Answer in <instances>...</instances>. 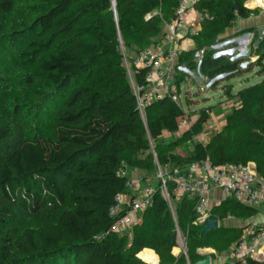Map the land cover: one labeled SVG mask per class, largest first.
Returning <instances> with one entry per match:
<instances>
[{
	"label": "trees",
	"instance_id": "16d2710c",
	"mask_svg": "<svg viewBox=\"0 0 264 264\" xmlns=\"http://www.w3.org/2000/svg\"><path fill=\"white\" fill-rule=\"evenodd\" d=\"M46 1L37 4L40 12L22 31H33L38 38L28 55L49 85L39 95L51 104L61 99V104L51 114L41 113L33 131L17 111L14 117L4 116L0 108V264H145L139 257L156 264L158 256L160 264H192L207 256L200 249L228 251L242 237L243 227L221 224L217 230L200 231L209 219L221 223L229 216L257 214L256 208L235 197L199 221L196 197L185 195L172 211L157 181L152 203L141 213L131 239L112 231L126 210L118 216L110 210L118 195L131 194L128 172L140 168L156 174V162H253L258 177L264 178V74L260 82L236 94L239 105L207 144L191 141L187 156L174 154L173 148L182 143H166L162 134L177 132L178 120L188 114L169 96L140 111L123 66L118 33L126 47L140 53L163 35L182 0H116L117 17L112 0ZM247 1L199 0L194 5L202 17L200 31L192 36L195 48L180 52L178 65L196 69L213 87L242 75L240 61L215 57L213 46L238 19L259 14V8L246 7ZM15 9V0H0V15ZM253 50L264 59L262 47ZM133 70L135 83L144 86L148 70ZM187 76L177 71L179 87ZM27 82L36 84L31 75ZM6 85L0 77V95ZM208 118L201 114L184 132L183 144ZM123 169L127 174H120ZM167 186L174 199V184ZM177 227L185 235L187 251L175 256Z\"/></svg>",
	"mask_w": 264,
	"mask_h": 264
},
{
	"label": "built area",
	"instance_id": "2783aa9c",
	"mask_svg": "<svg viewBox=\"0 0 264 264\" xmlns=\"http://www.w3.org/2000/svg\"><path fill=\"white\" fill-rule=\"evenodd\" d=\"M199 0H182L175 11L176 18L166 26L163 35L151 46L142 50L132 61V66L139 69H147L146 84L144 86L133 85L137 104L143 113L145 108L155 100L169 96L180 103L181 87L176 85V70L188 72L186 67L165 66L166 61L178 58L180 49L177 44L181 36L180 32L184 23V15L188 7ZM116 3V0H112ZM202 17L199 14V22ZM192 33L196 31L193 29ZM187 116L178 120L179 130L187 129L190 125ZM157 164L155 178L160 182L162 192L168 194V183L175 186V194H187L197 198L196 213L201 219L210 215L209 187L211 185L221 189L228 196L235 197L239 202L256 209H264V178H259L248 164L213 165L209 160L203 162H186L173 166L170 163ZM129 173V172H128ZM125 175V169L120 171ZM131 191L130 195H118L117 204L110 210L113 216H118L122 210H126L112 225L113 232H121L140 223L143 213L152 203L154 187L150 184L141 186L131 177L127 182ZM230 217V216H229ZM230 264H249L248 260L264 263V227L250 224L244 229L242 237L234 244L230 253Z\"/></svg>",
	"mask_w": 264,
	"mask_h": 264
},
{
	"label": "rangeland",
	"instance_id": "374dc122",
	"mask_svg": "<svg viewBox=\"0 0 264 264\" xmlns=\"http://www.w3.org/2000/svg\"><path fill=\"white\" fill-rule=\"evenodd\" d=\"M45 2L47 1L15 0L16 9L14 10V12L8 15H0V77L3 78L5 83H7V89L0 95V108L4 113V116L9 113L10 117H14V114L17 111L19 113V117L23 118V120L25 121L27 128H32V131L37 126L38 122H40L41 113L44 112L46 114H51L53 112V108H58L59 104H61V99L56 104H51V101L47 100V98H41V96L39 95V92L47 90L49 85L45 80H43L40 73L33 67V61L28 55L33 48L31 42L37 40L38 38L33 33V31H22L26 29L28 25H30V22L35 14H37V12H40L41 7L37 4H43ZM34 3L36 4L35 6L32 5ZM160 12L161 11L159 9H156L154 11V13L157 14H160ZM116 15L117 12L115 13V16ZM164 29H166L165 25ZM118 39L123 55V66L127 71L128 79L133 87V85L136 83L134 81L132 61L139 53L136 54V51L133 48H129L124 45L120 33H118ZM226 40L227 38L220 37L219 43L213 46L214 50L217 51L215 57L224 56L229 58L232 62L240 61L239 68L244 71L242 75L227 80V83H225V81H220L219 84H216L213 87V81L209 82L203 77H200L196 69H187L188 72L180 70L181 72L189 75L186 77L188 78V80L184 81L181 89L179 90L181 92V99L179 102L185 109V111H187V117L191 121L189 125L190 129L198 121L197 120L194 123V115L201 116V114H206L207 116H210L213 111H220L221 108H217L220 88V90H223V93L229 94L231 93L232 88L238 91L243 87L260 82L263 78L262 75L264 74V59H262L259 55H255L253 50V48H255L254 42L252 43L253 40L249 44V49H247L248 52L246 54L242 53V55H239L240 50L231 52V42L228 44H224ZM261 47L262 52H264V46ZM202 54L203 51L199 52L197 56H200ZM176 71H178V69ZM190 72H192V74ZM29 75H31L36 80V84L33 86H29L27 82V76ZM221 77L222 76H220L219 78ZM2 121H5V117ZM43 121H45V119ZM185 131V129H181L179 131L180 136L178 135L179 137H177L173 141L166 142L164 140L166 143L174 142L178 145L182 143L177 148H173L172 152L183 157L187 156V154L192 150V145L190 143H187L186 145L183 144L184 140L182 136ZM202 131L203 129L199 133H201ZM192 142H194V140H192ZM179 147H183V150L180 151L178 149ZM152 153L154 154V156L156 155L154 146L152 147ZM149 175L155 177V174L153 173ZM152 179L153 181L149 184L155 188L157 186L158 180L155 178ZM142 184L143 183H140L141 186H146V184ZM162 194L170 203L172 211H175L176 201L180 200L182 197L173 199L166 193L162 192ZM258 209L260 210L258 218L260 217L264 219L262 209ZM203 220L204 219L201 218L199 219V221ZM133 229L134 227L125 229L119 232V234H128L130 237L129 239H131V231ZM177 246L180 247L183 251H187L186 238L179 227H177ZM139 258L145 264H153L143 260L141 257Z\"/></svg>",
	"mask_w": 264,
	"mask_h": 264
},
{
	"label": "crops",
	"instance_id": "0c3cea01",
	"mask_svg": "<svg viewBox=\"0 0 264 264\" xmlns=\"http://www.w3.org/2000/svg\"><path fill=\"white\" fill-rule=\"evenodd\" d=\"M253 0H248L246 2V7L254 9L259 8L260 12L257 15H254L248 19H238L234 26L226 29V31L220 36L222 38H227L224 44H228L231 42V52H235L237 50H240L239 55H242V53L246 54L248 52L247 49H249V44L252 41L257 38V30L260 27L264 26V6H251L250 3ZM195 30L196 33L200 31L201 26L199 22V13L195 10L194 7L191 5L188 7L186 14L184 15V23L182 24V29L180 32L181 39L179 43L177 44L178 48L180 49V52L183 51H190L195 48V42L192 38L193 34L192 30ZM248 37V38H246ZM237 45V46H236ZM261 46H264V41L261 43ZM260 46V47H261ZM228 50V51H230ZM179 64V59L174 58L172 60H167L165 63V66L167 67H175ZM192 74V72H190ZM199 73V72H198ZM200 75V74H199ZM200 77H202L200 75ZM203 79V78H202ZM205 79V78H204ZM263 79V78H262ZM188 80V78H186ZM184 83V81L181 83ZM227 83V81H225ZM229 83V82H228ZM256 84V83H255ZM180 86V87H181ZM247 87V86H246ZM244 88V87H243ZM221 89V88H220ZM219 89V100H218V107L221 108L220 111H213L207 121L203 125V131L201 133H198L193 136L192 140L194 142H201L203 144H207L214 133L221 130L222 127L225 124V116L228 114L233 107H237L239 105V102L236 98V94L242 89H239L236 91V89L232 88L231 93H223V90ZM233 96V97H232ZM235 96V98H234ZM211 108V107H207ZM187 113V111H186ZM194 123L200 118L199 115H194ZM189 119V118H188ZM191 123V121H189ZM190 128L185 130H189ZM180 130L177 132H169L167 130H164L162 134V138L166 142H170L175 140L177 137L180 136ZM179 135V136H178ZM192 140H188L187 143H192ZM180 151L183 150V147L178 148ZM182 155V154H181ZM252 165V168L256 172V164L253 162H250ZM130 177L134 181H138L139 183H143L144 185L149 184L153 181L152 178H155L151 175L146 174V172L143 169L140 168H133L129 171ZM258 176V175H257ZM156 179V178H155ZM261 179V178H260ZM142 181V182H141ZM142 184V185H143ZM187 194H175V198L184 197ZM209 205L213 209L215 206H218L221 204L224 200L232 198V196H228L226 193H224L221 189L216 188L215 186L211 185L209 187ZM193 197V196H189ZM258 212L253 217H245V218H236V217H229L224 222H219V224H226L230 226H238L243 227L244 229L250 225V224H256L260 227H264V219L258 218L259 215V209H257ZM262 214L264 218V209H262ZM234 244L231 246V248L228 251H225L223 253H217L214 249L207 248V249H200V252L205 255L211 256V264H230L231 258L230 253L233 250ZM154 251V250H153ZM182 251L180 247H175L173 250V254L175 256H178L179 253ZM155 252V251H154ZM156 253V252H155ZM157 255V254H156ZM158 256V255H157ZM159 263V256L157 260V264Z\"/></svg>",
	"mask_w": 264,
	"mask_h": 264
},
{
	"label": "water",
	"instance_id": "95a60500",
	"mask_svg": "<svg viewBox=\"0 0 264 264\" xmlns=\"http://www.w3.org/2000/svg\"><path fill=\"white\" fill-rule=\"evenodd\" d=\"M113 8L116 13V3H113ZM263 41H264V26L258 28L257 30V38L254 40V47L259 48ZM219 227H220V224H219L218 219H209L207 220L204 227L201 229L200 234H205L209 231L217 230ZM192 264H211V256L207 255L204 259L198 260L197 262L192 263Z\"/></svg>",
	"mask_w": 264,
	"mask_h": 264
},
{
	"label": "bare ground",
	"instance_id": "6f19581e",
	"mask_svg": "<svg viewBox=\"0 0 264 264\" xmlns=\"http://www.w3.org/2000/svg\"><path fill=\"white\" fill-rule=\"evenodd\" d=\"M251 6H264V0H253L250 3Z\"/></svg>",
	"mask_w": 264,
	"mask_h": 264
}]
</instances>
